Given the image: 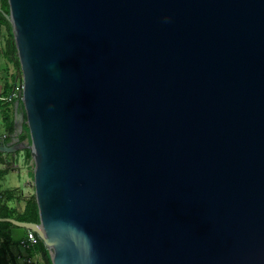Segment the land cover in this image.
Returning a JSON list of instances; mask_svg holds the SVG:
<instances>
[{"label":"water","instance_id":"95a60500","mask_svg":"<svg viewBox=\"0 0 264 264\" xmlns=\"http://www.w3.org/2000/svg\"><path fill=\"white\" fill-rule=\"evenodd\" d=\"M7 2L0 153L30 151L39 213L11 238L44 264H264V0Z\"/></svg>","mask_w":264,"mask_h":264},{"label":"trees","instance_id":"16d2710c","mask_svg":"<svg viewBox=\"0 0 264 264\" xmlns=\"http://www.w3.org/2000/svg\"><path fill=\"white\" fill-rule=\"evenodd\" d=\"M0 8L4 13H9V6L7 0H0ZM0 35L2 37V45H0V57H2L8 64H11L14 69H20L18 54L14 43V37L12 34V28L10 23L5 19L4 15L0 12ZM1 40V39H0ZM1 42V41H0ZM5 74L2 82V95H9L14 85L21 81V74L17 75L16 72H8L5 68ZM21 72V70H20ZM12 103L4 102L0 103V121L3 124V133L5 135L4 141L10 140L9 135L13 132V105ZM19 108L21 109V101L19 100ZM25 120V116H24ZM21 141L30 140L28 127L23 123V130L19 135ZM23 159L25 164H28L32 160L31 153L28 149L23 151ZM1 155V153H0ZM3 159L0 158V163H3ZM8 165L5 164L4 168L0 169V180L8 172ZM33 176V174H32ZM20 193L17 190H1L0 186V218H12L21 222L39 223L38 207L35 200L34 193L24 198L23 207L18 205H10L11 201H17ZM12 224L9 222L0 221V264H17L14 260V256L11 253V246H18L19 242H13L9 233V228ZM36 253L41 254L45 251V245L38 239L33 247Z\"/></svg>","mask_w":264,"mask_h":264},{"label":"rangeland","instance_id":"374dc122","mask_svg":"<svg viewBox=\"0 0 264 264\" xmlns=\"http://www.w3.org/2000/svg\"><path fill=\"white\" fill-rule=\"evenodd\" d=\"M0 45H2V37L0 35ZM5 67L8 69V72H16L17 75H20V69H14L13 66L11 64H8L2 57H0V76H2L5 74ZM19 113V112H18ZM25 123V120L23 121ZM3 124L0 121V133H3ZM21 157L23 156V152H19V154ZM22 163H21V169L23 171V173L21 174H12L9 173L5 179L3 180L2 186L4 189H10V188H14V187H19L20 189H24L25 187V181L27 178V193L33 194L34 193V184H33V159L28 163L25 164L23 158H21Z\"/></svg>","mask_w":264,"mask_h":264},{"label":"crops","instance_id":"0c3cea01","mask_svg":"<svg viewBox=\"0 0 264 264\" xmlns=\"http://www.w3.org/2000/svg\"><path fill=\"white\" fill-rule=\"evenodd\" d=\"M6 68V67H5ZM3 73H2V76H0V90L2 89V82H3ZM1 134V133H0ZM0 158L3 159V163H0V169L4 168L5 164L8 165V172L2 177V179L0 180V186H1V190H17L20 194L17 196L18 197V200L19 202L17 203V201H11L9 204L10 205H18V206H21L23 207L24 205V198L27 197L29 194L27 193L28 191V187H27V178H26V181H25V187L24 189H20L19 187H14V188H10V189H4L3 186H2V183H3V180L5 179V177L9 174V173H12V174H21L23 173L22 169H21V163H22V160L21 158H23V156L21 157L20 155L17 154V156H13L11 154H3L1 153L0 155ZM24 160V159H23ZM12 228V227H11ZM11 228H9V230H11ZM10 233V231H9ZM11 236V234H10ZM13 242H15L13 239H12ZM11 253L13 254L14 256V260L17 264H20V261L17 259V256H24L25 255V252L22 250L20 244L18 246H14L12 245L11 246Z\"/></svg>","mask_w":264,"mask_h":264},{"label":"built area","instance_id":"2783aa9c","mask_svg":"<svg viewBox=\"0 0 264 264\" xmlns=\"http://www.w3.org/2000/svg\"><path fill=\"white\" fill-rule=\"evenodd\" d=\"M22 89V80L18 81L11 93L7 96L1 94L0 90V103L8 102L12 103V101L16 100L18 97V93ZM40 239L37 234L31 230H26L23 239L19 242L22 250L25 252L24 256H17V259L20 261V264H44L41 254L36 253L33 249L37 240Z\"/></svg>","mask_w":264,"mask_h":264},{"label":"flooded vegetation","instance_id":"af4514ba","mask_svg":"<svg viewBox=\"0 0 264 264\" xmlns=\"http://www.w3.org/2000/svg\"><path fill=\"white\" fill-rule=\"evenodd\" d=\"M20 140V139H19ZM21 141V140H20ZM10 142V140H7V141H4V143H9ZM19 154V153H18Z\"/></svg>","mask_w":264,"mask_h":264}]
</instances>
